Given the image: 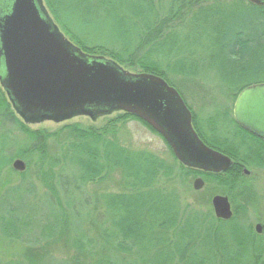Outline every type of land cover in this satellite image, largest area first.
<instances>
[{
    "label": "trees",
    "instance_id": "trees-1",
    "mask_svg": "<svg viewBox=\"0 0 264 264\" xmlns=\"http://www.w3.org/2000/svg\"><path fill=\"white\" fill-rule=\"evenodd\" d=\"M44 1L63 33L85 54L106 56L121 66L158 76L183 102L185 91L190 90L187 79H201L205 71L220 72L225 95L233 102L246 87L264 84V6L246 0ZM103 32L108 40H97ZM222 111L220 123L214 124L213 117L206 119L208 133L197 119L192 126L207 146L231 158L233 167L218 175L189 169L187 173L219 186L225 175H232L233 184L223 185L219 193L233 204L242 168H264V142L240 129L231 119L232 112ZM0 127L8 134L15 128L25 134V146L16 150L15 157L27 153L31 143L43 145L38 150L42 157L48 141L69 142L68 162L77 170L71 185L74 189L105 175L119 177L120 190L100 196L107 221L99 225L96 237H88L75 226L76 213L71 217L74 253L63 264H258L264 253L262 237L235 223L236 209L227 222L211 216L204 222L194 209L181 213L177 199L156 188L168 168L152 154L129 151L106 135L77 125L48 135L29 132L14 116L1 90ZM0 137L5 138L0 145L1 172L10 139L5 134ZM59 185L65 198L72 197L73 191H67L62 181ZM243 194L247 192L237 193ZM65 205L72 208L74 202ZM61 221L59 217L57 225ZM20 223L17 228L1 223L2 235L20 241L34 228L32 222Z\"/></svg>",
    "mask_w": 264,
    "mask_h": 264
},
{
    "label": "rangeland",
    "instance_id": "rangeland-1",
    "mask_svg": "<svg viewBox=\"0 0 264 264\" xmlns=\"http://www.w3.org/2000/svg\"><path fill=\"white\" fill-rule=\"evenodd\" d=\"M42 4L57 29L63 33L60 23L51 16L52 13L44 0ZM66 27L73 34L76 33L70 25ZM107 35L103 32L97 35V40L107 41ZM64 36L76 46L69 36L65 34ZM168 48L169 45L163 49ZM103 58L118 65L125 72L143 73L140 69L132 70L126 65L121 66L106 56ZM218 73L205 71L201 79H198L199 77L187 79V87L190 90L185 91L184 102L191 114V119H197L207 133L206 119L213 117L216 121L214 124L220 123L224 119L222 110L232 112L234 104L231 97H226V90L222 87ZM0 90L2 91L1 88ZM2 93L9 103L5 93L3 91ZM188 93H192L194 98H191L192 96ZM9 105L13 111L10 103ZM14 116L29 132L36 131L48 135L65 126L77 125L81 130H91L101 136L106 135V139L117 142L129 151L154 155L168 168V171L159 177L156 188H160L165 194L174 196L179 203L181 213L184 214L194 209L204 222L209 219V216L215 219L211 207L212 197L222 195L219 192L224 188L223 185L233 184L232 175H225L221 181L222 186L215 183H204L201 190L194 191L192 182L195 178L201 177L195 173L193 175L187 173L188 170L174 158L163 138L147 124L122 112L98 115L93 119L79 115L58 122L43 120L25 123L17 114L14 113ZM231 119L233 120L232 113ZM3 134L9 135L10 141L8 148L3 152L5 162L0 172V225L2 223L17 228L22 221L23 223L32 222L34 228L20 241L4 237L0 228V264H63L69 261L74 253L70 245L74 224L78 225L88 237H96L99 225L107 221L100 196L119 191V177L105 175L74 189L71 185L77 170L68 162L69 142L48 141L47 149L45 147L46 154L42 157L38 150L43 145L31 143L27 153L15 157L16 150L25 146V134L16 128L8 134L0 127V136ZM4 139L0 137V145ZM2 158L0 154V162ZM54 158L56 161L52 160ZM15 160L25 163L26 169L23 173L12 169V163ZM52 164L55 165L52 166ZM247 171L250 172L249 176H244L242 171L239 173L240 182L236 184V197L234 203L230 204L232 210L236 209L238 212L235 216V223L244 226L251 235L255 234L254 228L259 224L262 226L260 236L264 241V168L247 167ZM60 181L67 191H73L72 197L65 194V198L64 191L59 185ZM244 192H247L243 194L244 196L237 195V193ZM70 200L74 202V206L67 208L65 202L69 203ZM75 213L78 219H75L73 224ZM59 217L62 221L57 225L56 221ZM258 264H264V253L259 257Z\"/></svg>",
    "mask_w": 264,
    "mask_h": 264
},
{
    "label": "water",
    "instance_id": "water-1",
    "mask_svg": "<svg viewBox=\"0 0 264 264\" xmlns=\"http://www.w3.org/2000/svg\"><path fill=\"white\" fill-rule=\"evenodd\" d=\"M246 1L264 6V0ZM0 88L25 123L123 112L159 134L187 169L217 175L234 165L199 139L174 88L158 76L131 74L103 57L83 54L57 29L42 0H0ZM232 115L238 127L264 141V84L243 89ZM12 169L23 173L26 165L15 160ZM203 186L201 178L192 182L194 191ZM211 207L216 220L231 219L226 196L212 197ZM255 232L261 233L260 225Z\"/></svg>",
    "mask_w": 264,
    "mask_h": 264
},
{
    "label": "flooded vegetation",
    "instance_id": "flooded-vegetation-1",
    "mask_svg": "<svg viewBox=\"0 0 264 264\" xmlns=\"http://www.w3.org/2000/svg\"><path fill=\"white\" fill-rule=\"evenodd\" d=\"M262 227V226H261ZM261 233H262V230H261ZM261 233H259V234H256L257 236H260L261 235Z\"/></svg>",
    "mask_w": 264,
    "mask_h": 264
}]
</instances>
